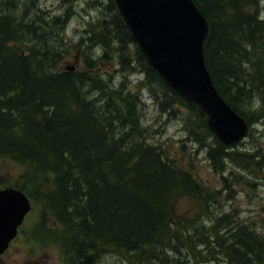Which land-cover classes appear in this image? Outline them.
<instances>
[{"label":"trees","instance_id":"obj_1","mask_svg":"<svg viewBox=\"0 0 264 264\" xmlns=\"http://www.w3.org/2000/svg\"><path fill=\"white\" fill-rule=\"evenodd\" d=\"M106 1L102 24L79 46L115 51L126 71L132 69L127 48L134 45L151 94L160 100L163 92L164 110L186 107L190 137L204 144L213 136L205 113L150 67L115 0ZM193 1L209 23L204 56L217 90L250 126L264 120V0ZM24 4L17 17V0L0 2V158L23 168L15 188L41 204L43 222L58 226L62 264H264V238L251 226L228 213L207 225L204 217L220 202V191L205 187L161 146L136 141L147 132L139 96L123 86L112 90L90 72L92 59H85L86 70L61 69L66 48L59 34L70 10L63 18L47 20L45 11L31 18L36 0ZM103 97L105 107L98 105ZM213 142L208 158L216 171L253 156L264 164L261 152L246 156L216 137ZM183 198L197 210L181 211Z\"/></svg>","mask_w":264,"mask_h":264},{"label":"rangeland","instance_id":"obj_2","mask_svg":"<svg viewBox=\"0 0 264 264\" xmlns=\"http://www.w3.org/2000/svg\"><path fill=\"white\" fill-rule=\"evenodd\" d=\"M30 1L17 0L20 5L14 16H21L23 9L27 8L24 3ZM106 6V0H77L72 5L65 0H36V5L29 10V15L34 18L40 11L43 13L45 11L47 14L45 18L49 20L50 17L63 18L70 10L63 30L59 34L63 37L60 47L66 48L61 60V69H73L78 72L86 70L85 59H92L96 62L90 72L106 81L112 90L123 86L126 92L131 91L139 96L142 103L139 105L141 106V123L143 130L147 132L142 139L136 136V141L141 140L147 144L161 146L170 158L175 159L182 168L191 171L205 187L221 192L220 202L213 203L210 215L204 217L207 225L215 220L214 217L228 213L237 222L251 226L264 238V164L260 166L255 164L260 158L253 159V156L252 159L242 160V165L226 161L224 168L216 171L208 158V149L215 145L213 140L216 136L212 134L213 136L209 138H203L204 144L195 142L190 137L191 126L185 123V119L190 116L189 110L177 104L171 109L161 108L162 101H166L165 95L159 92L160 100H157L151 94V87L145 83V73L136 66L134 45L127 48L132 69L126 71L120 68L115 51H105V47H94L91 44L79 46L81 41L89 36L92 26L102 24V18L106 17L103 13ZM261 17L264 20V1H262ZM43 30L48 31V27L44 25ZM28 32L31 35L35 33L33 29ZM54 35L58 36L56 32ZM104 52L107 53V57L100 60ZM42 72L46 71L42 69ZM99 91L102 90L93 91L89 97H96ZM106 101L107 97L99 98L98 105L104 103L103 107H105ZM191 123L198 126L194 118L191 119ZM94 129L98 130L97 127ZM249 130L251 135L248 134L243 141L229 147V151L240 152L246 156L255 155L258 152L264 154V120L251 124ZM196 131L199 136H203L204 132L198 127ZM253 160V165H250ZM22 173V167L0 158V190L15 188V185L20 182L19 177ZM37 204L36 202L33 204L20 229L19 236L12 243L9 251L0 256V264H62L56 234L59 228L55 223L42 221L40 218L42 206ZM179 206L181 211L192 214L197 210L198 204L189 198H183ZM49 229H51L50 233Z\"/></svg>","mask_w":264,"mask_h":264},{"label":"water","instance_id":"obj_3","mask_svg":"<svg viewBox=\"0 0 264 264\" xmlns=\"http://www.w3.org/2000/svg\"><path fill=\"white\" fill-rule=\"evenodd\" d=\"M118 11L148 64L188 102L207 116L219 142L235 145L249 124L220 95L204 56L209 34L206 17L193 0H115ZM73 70V69H72ZM19 189L0 190V256L31 211Z\"/></svg>","mask_w":264,"mask_h":264},{"label":"bare ground","instance_id":"obj_4","mask_svg":"<svg viewBox=\"0 0 264 264\" xmlns=\"http://www.w3.org/2000/svg\"><path fill=\"white\" fill-rule=\"evenodd\" d=\"M252 258V257H251Z\"/></svg>","mask_w":264,"mask_h":264}]
</instances>
